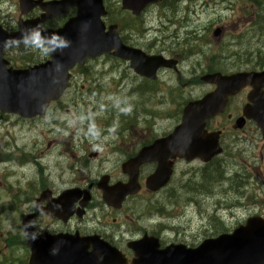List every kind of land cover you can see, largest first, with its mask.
I'll return each instance as SVG.
<instances>
[{
    "label": "flooded vegetation",
    "instance_id": "obj_1",
    "mask_svg": "<svg viewBox=\"0 0 264 264\" xmlns=\"http://www.w3.org/2000/svg\"><path fill=\"white\" fill-rule=\"evenodd\" d=\"M162 1H164L162 7L167 9L168 0ZM180 3L181 0L178 3L179 9L174 12L178 26L169 32H167L168 26L162 27L159 36L148 38L145 44L148 54L164 55L175 61L176 68L159 70L158 78L152 81L135 75L129 67H126V70L133 74L129 84L131 96L138 99H143V96L157 99L154 103L155 107L166 106L168 112L178 116L182 115L184 107L189 102L198 101L217 89L216 84L203 79L205 75L214 72L231 74L264 70V56L260 54V50H257L256 54L250 51L248 53L230 51L232 45L224 43L227 29L223 25L209 22L203 27L194 26L196 18L191 5L180 7ZM196 17H198L197 12ZM60 18L62 16L59 20ZM167 21L170 23L171 20L167 18ZM53 22H49L51 28L56 27L52 25ZM216 28L219 29L220 35L214 38L213 31ZM204 30L207 32H200ZM213 40L216 44L222 43L224 53L221 56L214 54ZM172 45L176 47H170ZM203 48L206 52H203ZM241 54L243 59L240 60L237 56ZM70 80L72 82L73 78ZM237 88L235 93L225 99L222 111L206 120L204 125L206 137L212 142H217L220 147L217 155L207 162L200 158L191 161L183 158L175 159L169 179L156 191L145 188L144 184L156 170L158 160H149L138 168V181L143 185L139 193H143L144 196H164L163 201L154 211L157 218L137 217L133 200H136L140 194L127 196L119 209L105 205L101 200L103 188L111 189L119 182L128 181L129 174L127 169L123 168L124 165L136 157L142 149L150 148L156 140L167 136L179 121L178 117L171 126L149 122L145 119V115L150 114V109L145 108L146 106L136 111L138 117L135 121L129 120L121 113V122L116 127L110 124L111 122L106 123L103 120L96 125L92 123L100 127L103 134L111 131L110 134L116 136L114 138L53 139L47 143L46 148L51 147L52 142L59 148L57 162L54 165L57 170L49 171V176L60 175L58 182L62 186L57 187L52 184L39 188L32 197H26L19 202L18 205H24L27 209L22 217L34 214L31 224L38 233L77 232L80 236H97L98 239L118 249L129 264L133 253L127 247V243L145 233L160 240L184 242L185 237H191L195 238L194 242H198L221 232H229L232 230L231 227L241 224L243 220L236 219L231 206L222 203V195H227L231 190L236 192L235 199L242 208L255 205L258 211L254 208V213L263 215V208H259L257 196H245L246 203L245 200L239 199L245 188L250 186L254 190L257 186L255 181L262 180L258 171V162L264 157V132L250 114L257 112L255 106L257 102L251 100L253 94L258 93L257 89L264 93V84L259 88L258 82L253 83L251 80L245 86ZM54 109L62 110L64 114L69 112L68 108ZM67 120L62 117L57 122L55 118H51L61 131L69 130V126L74 127L70 129L71 131L78 130L77 126H81L76 125L78 123L69 125ZM143 120L147 122H141ZM104 125L111 127V130L104 132ZM153 150L155 149H149L148 152L152 154ZM152 155L155 156V152ZM224 164H230L228 172H225ZM214 186L219 187L216 196ZM44 189L48 190L47 197L39 200L40 192ZM65 190H73V192L55 199ZM186 190L195 195L187 202L192 205L189 213L182 210V205L171 201V195ZM202 195L213 200L211 208L206 205L204 198L201 202ZM52 199H55L52 201L54 209L72 211L66 221L52 218L43 212L36 213L37 208H44ZM126 206L129 208L126 209ZM215 211H219L220 215H215ZM148 212L149 210H146L145 214ZM185 218H188V221L186 227H183L180 222ZM127 219L131 224H127ZM232 220L235 221L233 226ZM219 226L220 231L217 230ZM179 236L181 238L177 239Z\"/></svg>",
    "mask_w": 264,
    "mask_h": 264
},
{
    "label": "water",
    "instance_id": "obj_2",
    "mask_svg": "<svg viewBox=\"0 0 264 264\" xmlns=\"http://www.w3.org/2000/svg\"><path fill=\"white\" fill-rule=\"evenodd\" d=\"M158 1L122 0V7L137 15L148 3ZM19 5L23 14H27L36 6H39L44 13L41 19L18 22L16 31L7 32L0 26L1 111H14L25 117L41 114L47 103L56 99L63 90L67 70L76 63L81 64L86 57H95L112 51L114 56L129 60L130 66L136 73L150 78L154 77L159 67H173L169 60L161 56H147L139 49L123 45L115 25H109L105 30V25L101 21V17L106 14L102 0H51L48 2L20 0ZM71 7L76 8V14L70 17L62 27L55 31L38 29V24L47 19L56 18L63 12L66 13ZM34 40L47 45L51 60L23 70L5 68L8 62L1 59L4 48L15 43ZM204 78L215 83L237 81L240 84L243 81L240 75L222 77L219 74H213ZM226 93L223 91V95ZM221 94L222 92L219 96ZM211 100L209 103L212 102ZM199 104L206 109V115L199 116L202 119L200 122L203 123V118L207 116V111L211 107L208 108L207 100ZM195 107L194 103H190L184 110L182 121L184 130L187 129V124L196 122L191 119ZM261 108L262 111L254 115L260 126L264 125V102ZM193 131L197 130L193 129ZM174 135L175 133L163 141V144L177 146ZM182 148L185 150V143L182 144ZM143 159L141 153L137 163H141ZM161 174L164 173L158 172L155 176L159 177ZM134 181V185L126 187V193L137 191L136 178ZM24 226L29 230L27 225L24 224ZM33 236L34 233L30 231L28 233V243L31 247L30 264L123 263L115 252L109 253L103 249L86 252L85 249H80L81 241L73 237ZM131 244L137 256L134 264H264V222L252 221L233 235H222L204 241L195 248L169 245L158 249L156 239L147 236ZM58 250L63 251L61 255L55 254Z\"/></svg>",
    "mask_w": 264,
    "mask_h": 264
},
{
    "label": "rangeland",
    "instance_id": "obj_3",
    "mask_svg": "<svg viewBox=\"0 0 264 264\" xmlns=\"http://www.w3.org/2000/svg\"><path fill=\"white\" fill-rule=\"evenodd\" d=\"M218 0H186L184 3L191 5L193 10L200 8L204 13L198 14V18L195 19L194 25L196 27H203L206 26L209 22H216L217 25H223L227 29V36L224 39V43L229 45V42L237 41L238 45L234 48L233 52L235 51H245L244 49H250V47H245L244 38L246 37L245 34H239L242 30L245 29V32L250 35V41L254 42V48H251V51L255 54L257 50H260L264 53V21L262 17L258 14L259 11V4L253 3L251 0H230L231 7H238V10H230L224 11L220 8L226 3L223 0L220 4L217 3ZM105 3L109 6L113 12L110 16L111 20L116 18L113 15L115 12L118 11L119 8V0H106ZM17 0H0V15L3 18L4 22H8L10 26L16 21V17L19 14L18 7H17ZM180 7H184L182 3L179 4ZM118 7V8H117ZM170 9L164 11L166 12L168 17H172L171 13L168 12ZM160 6L154 5L149 6L143 12L142 18V25L147 31L150 28H159L162 24V14ZM123 13H117V18H123ZM174 17V16H173ZM176 20V19H175ZM107 18H106V20ZM2 22V21H1ZM166 26L169 27V31L174 30L178 24L169 23L166 21ZM234 27V28H233ZM244 28V29H243ZM144 31V30H143ZM144 31V33H145ZM162 31H158L160 33ZM200 32H207V30L200 31ZM157 33V35H158ZM166 33V32H165ZM150 34V33H149ZM243 35L242 38H238L239 36ZM147 36V35H146ZM146 36H137L134 34V43L140 47H144L147 41ZM159 36V35H158ZM253 47V46H252ZM212 50L214 54L217 56H221L223 51V45L220 42L216 44L215 40L212 41ZM232 51L231 49H229ZM203 52H206V49L203 48ZM9 56H13L15 58H28L34 55L35 58H42L44 55V49L42 46L39 45H30L26 47H15L8 52ZM240 60L243 59V54L237 56ZM126 65L124 63L118 62L113 60V58L108 56H102L96 58L95 60L89 61L85 64L82 69H78L75 73L74 84L71 86L62 99V104L66 105L69 109L67 114H64V111L57 110L52 108L47 116L43 119H26L28 121L21 120L13 115H1L0 114V145L8 144V150L11 152L17 149H24L30 150L32 154L36 157V159L40 158L42 161L49 163L51 165L56 159V152H58V146L54 145L52 142V147L50 149L45 148V144L53 139L63 138V136L70 134V129L66 131H57L59 130L56 126L50 124L51 118H55L57 122L60 121L62 117L67 118V122L69 125L74 123H78L83 128V125L88 126L91 128L92 123L95 121L98 123L100 120H106L110 116H113L110 122L111 124L116 127L121 122V117L119 116V112L129 113V117H133L132 112L137 111L142 107V105L146 104V99L143 98L142 102L138 101L135 97V100H128L124 96L119 94L117 97V90L119 89V85L116 86L120 76L125 75V83L131 84V80L133 79L132 74L130 71L125 70ZM108 70L111 73L101 76L99 73L100 71ZM81 71H86L87 73L82 75ZM124 72V73H123ZM99 77L100 82H98V78L93 79L90 82L91 77ZM89 82V84H88ZM82 84H87L82 86ZM97 84L95 87L94 85ZM82 86V87H81ZM96 95H93V93ZM104 94L105 96L110 97L109 100L105 103L104 98H100V95ZM84 101L85 104H80ZM153 101V100H152ZM120 103V104H119ZM105 105L107 107H105ZM151 105V104H150ZM63 106L61 109L66 108ZM147 109H152L155 113L154 116L155 122L161 125H168L167 123H174V121L168 119V117L164 114L158 115L156 114L157 109L156 107L148 106L145 107ZM167 107L163 106L160 107L159 112L166 111ZM92 111H96L95 114ZM101 116H105V118H101ZM89 117L93 121L85 124V119ZM141 118V117H140ZM158 118H166L163 120H157ZM141 122H147L143 120ZM140 122V123H141ZM142 127V126H141ZM55 128L54 133H48V131H44L45 129ZM95 127L93 131L94 134H99L100 130L96 129ZM15 137H13V134ZM3 140V142H2ZM5 150V149H4ZM20 152H16L19 154ZM263 170L264 174V159L263 162L259 163ZM184 166V165H182ZM52 167V166H50ZM5 164H0V205H4V211L0 216V248L4 249L5 246V238L8 233L12 234H19V230L17 227L18 219L16 218V212L14 209H7L5 208V204L7 203L8 197L5 194L3 184L5 181H10L13 184L14 179L10 177L4 176L2 173L6 171ZM22 178L17 176V181L20 183H24L29 179H34L33 181L38 182L39 180V173L36 171L35 167L25 168V174H22ZM32 177V178H31ZM264 182V180H263ZM257 184L256 188L253 190V187L248 186V188L244 189L243 194L240 196L239 200H245L244 197L247 196H257L258 202L260 204L259 208H263L262 213H264V185L260 186ZM216 186V185H215ZM214 186L215 196L218 194L219 187ZM227 186V184H226ZM262 187V188H261ZM236 192L230 191L227 195H222V203L225 206H231L232 210L234 211V216L236 219H244L246 216L249 215V212L253 210L252 207L242 208L240 203L237 202L235 199ZM192 196H195L191 191H181L180 193H176L171 195V201L176 204H180L183 206L182 210L186 213H189L192 210V205L187 204V202L191 199ZM198 196V195H197ZM203 197L200 199L201 202L203 201ZM141 197V195H140ZM217 197L214 199L216 200ZM149 199V198H148ZM148 199L145 201L139 200L137 202V210L142 213V210L145 205L144 203H148ZM152 202L155 205H159L161 201H163L164 196L156 195L151 198ZM204 201L208 207H212L213 200L209 197L204 198ZM199 202V201H198ZM247 201L245 200L244 203ZM186 204V206H185ZM263 206V207H261ZM255 211L258 209L255 208ZM254 211V212H255ZM253 212V211H252ZM188 218L183 219L180 222V225L186 227ZM234 220L231 221V225L233 226ZM181 227H179L180 229ZM181 236L177 237L180 239ZM185 240L194 241L195 238L185 237ZM5 252H13L15 255H19L22 253V249L16 246H12V244L8 245V249ZM7 253L3 254L6 255Z\"/></svg>",
    "mask_w": 264,
    "mask_h": 264
},
{
    "label": "bare ground",
    "instance_id": "obj_4",
    "mask_svg": "<svg viewBox=\"0 0 264 264\" xmlns=\"http://www.w3.org/2000/svg\"><path fill=\"white\" fill-rule=\"evenodd\" d=\"M30 168V167H29ZM32 178V177H31Z\"/></svg>",
    "mask_w": 264,
    "mask_h": 264
}]
</instances>
